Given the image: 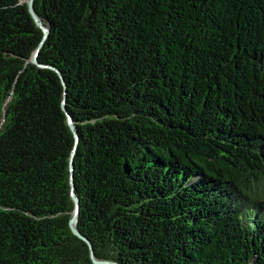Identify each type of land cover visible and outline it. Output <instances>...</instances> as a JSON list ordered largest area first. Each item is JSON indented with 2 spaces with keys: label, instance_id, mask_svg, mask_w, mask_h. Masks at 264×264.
Segmentation results:
<instances>
[{
  "label": "trees",
  "instance_id": "trees-1",
  "mask_svg": "<svg viewBox=\"0 0 264 264\" xmlns=\"http://www.w3.org/2000/svg\"><path fill=\"white\" fill-rule=\"evenodd\" d=\"M24 1L0 0V264H93L72 187L99 260L264 264V0H36L41 68Z\"/></svg>",
  "mask_w": 264,
  "mask_h": 264
},
{
  "label": "water",
  "instance_id": "water-1",
  "mask_svg": "<svg viewBox=\"0 0 264 264\" xmlns=\"http://www.w3.org/2000/svg\"><path fill=\"white\" fill-rule=\"evenodd\" d=\"M35 1L36 0H25L24 2H26L28 4L29 12H30L32 18L34 19L37 26L44 33V38H43L40 46L38 47L37 51L35 52L32 60H31V62L34 65L41 68V65L38 63V57H39V54H40L42 47L44 46L45 40L49 36V29L43 24L42 20L38 16V14L35 10ZM65 101H66V99L64 100V103H63V109H64L65 113L67 114L69 127H70L71 131L73 132L74 136L76 137L77 144H78V133L76 130V126H75L74 122L72 121V118L70 117V115L67 113V110L65 108ZM77 144H76V148L74 149V152L72 154V159H71V174H72L71 180H72V184H73V176H74L73 175V173H74V156L76 153ZM71 195H72L73 201L75 203V211H74V214L72 216V219L70 220V228H71L72 233L76 237L80 238L81 240H83L84 242H86L88 244L90 251H91V258H92L93 264H118V263L112 262V261L99 260L96 257L94 250H93V247H92V244L90 243V241L85 236H83L80 233V231L77 228V223H78V218H79V213H80V201L74 192V187H72V194Z\"/></svg>",
  "mask_w": 264,
  "mask_h": 264
}]
</instances>
